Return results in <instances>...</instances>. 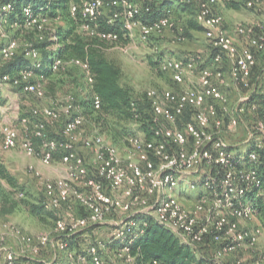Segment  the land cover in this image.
<instances>
[{
	"label": "clouds",
	"instance_id": "1",
	"mask_svg": "<svg viewBox=\"0 0 264 264\" xmlns=\"http://www.w3.org/2000/svg\"><path fill=\"white\" fill-rule=\"evenodd\" d=\"M21 2L0 15V264H138L142 234L161 251L139 264H264V0Z\"/></svg>",
	"mask_w": 264,
	"mask_h": 264
},
{
	"label": "trees",
	"instance_id": "2",
	"mask_svg": "<svg viewBox=\"0 0 264 264\" xmlns=\"http://www.w3.org/2000/svg\"><path fill=\"white\" fill-rule=\"evenodd\" d=\"M75 2L78 5H82L81 0H75ZM168 3H169V0H165V3L162 4L160 7L165 8L168 5ZM26 6H27V2H21V0H17V3L13 5L14 11H12L11 13H2L0 15L6 16L9 23H15L17 15H20L22 17V9ZM32 6H33V10L35 12L38 5L33 3ZM49 7L52 9V11L49 13V16L54 18L55 15L57 14V10L66 11L68 5L66 3V0H54V2L51 5H49ZM79 15H80V13L77 16H79ZM21 23H22V19H21ZM122 23H123L122 20H117L114 23V25L109 26L106 24L103 17L99 18V24L101 25V30L105 31V32L119 31ZM121 35H124V33H121ZM52 43H55V41H45V42H43L41 47L43 48L44 46H47V45L52 44ZM64 52H65V49L62 48V49L57 51L56 55L58 57L62 56L64 54ZM50 55H52V54L48 53V52L44 53L46 60H47V57ZM14 67H15V65H9L8 68L5 70V74L11 75L12 74L11 70ZM100 70L104 71L103 68H101ZM107 95H108L109 101L114 103V101H112V94H107ZM161 239H162L161 237L153 238L152 236H150L148 234H142L141 237L137 240L136 244L132 245L130 247V253L129 254L132 257H134L135 260L139 264V262L141 260V256L137 251V247L140 246L141 251L143 253L144 260H148V258L150 256H152L154 252L161 251V249H159L157 247L160 244ZM164 243L168 244V240H164ZM168 253L169 254H166V259L168 261V264H179L178 257H179V259H183V256L180 254L179 248H177L175 253H171V246H169ZM183 255H187V253H184Z\"/></svg>",
	"mask_w": 264,
	"mask_h": 264
},
{
	"label": "built area",
	"instance_id": "3",
	"mask_svg": "<svg viewBox=\"0 0 264 264\" xmlns=\"http://www.w3.org/2000/svg\"><path fill=\"white\" fill-rule=\"evenodd\" d=\"M83 5H81V7H82ZM113 9H114V11H116V12H119V11H121V9L119 8V6L118 5H113ZM131 10V9H130ZM80 12H79V10L77 11V15L79 14ZM134 19H135V17H134ZM22 22H23V20H22ZM97 23H99V18H98V20H97ZM6 75H10V74H6ZM121 249H119V251H120ZM129 253H130V251H129ZM85 256H87V253H85L84 254ZM99 255H100V257H101V259L104 261V264H112V263H109V262H107L106 260H104V258L102 257V255H101V252L99 253ZM130 255V254H129Z\"/></svg>",
	"mask_w": 264,
	"mask_h": 264
},
{
	"label": "rangeland",
	"instance_id": "4",
	"mask_svg": "<svg viewBox=\"0 0 264 264\" xmlns=\"http://www.w3.org/2000/svg\"><path fill=\"white\" fill-rule=\"evenodd\" d=\"M161 55H163V52H161ZM0 103H3V102L1 101ZM111 251H112L113 253H115V252L119 251V249H111ZM101 255H102V257L104 258V260H106L107 262L113 264V261H112V260H109V259L107 258V256L105 255L104 252H101Z\"/></svg>",
	"mask_w": 264,
	"mask_h": 264
}]
</instances>
